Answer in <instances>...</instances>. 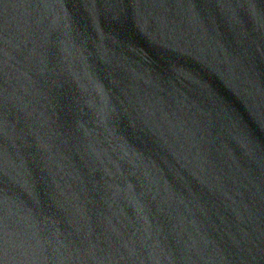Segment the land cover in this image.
<instances>
[{"label":"water","instance_id":"water-1","mask_svg":"<svg viewBox=\"0 0 264 264\" xmlns=\"http://www.w3.org/2000/svg\"><path fill=\"white\" fill-rule=\"evenodd\" d=\"M0 264H264V0H0Z\"/></svg>","mask_w":264,"mask_h":264}]
</instances>
